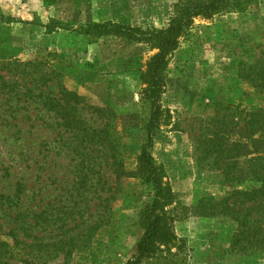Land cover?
Returning a JSON list of instances; mask_svg holds the SVG:
<instances>
[{"label": "rangeland", "instance_id": "rangeland-1", "mask_svg": "<svg viewBox=\"0 0 264 264\" xmlns=\"http://www.w3.org/2000/svg\"><path fill=\"white\" fill-rule=\"evenodd\" d=\"M197 1L0 0V264H124L136 252L153 197L136 171L149 113L140 73L156 49L83 29L160 28ZM239 60L264 62V0L192 17L168 57L150 152L184 264H264V252L231 251L232 223L197 206L231 190L215 169V108L264 105Z\"/></svg>", "mask_w": 264, "mask_h": 264}, {"label": "trees", "instance_id": "trees-1", "mask_svg": "<svg viewBox=\"0 0 264 264\" xmlns=\"http://www.w3.org/2000/svg\"><path fill=\"white\" fill-rule=\"evenodd\" d=\"M257 0H198L186 17H173L160 28L142 29L111 21L89 22L83 34L116 35L131 41L145 42L156 51L148 57L140 73L141 97L149 107L143 123V143L137 158V173L151 185L153 197L143 211L144 231L136 244V252L124 264H184L186 242L171 226L166 207L173 194L163 173L155 164L150 148L164 115L160 95L164 89L168 57L187 32L192 17L209 18L220 12L247 11ZM237 73L254 87L264 91V62L246 64L238 61ZM76 97L75 95H73ZM221 116V118H220ZM236 139L230 141V135ZM245 158L241 164L236 157ZM215 169L231 190L222 197H203L198 205L210 202L215 218L232 223L230 250L244 254L264 252V105L250 109L223 104L215 108ZM120 167L118 175L128 174ZM135 174V172H133ZM207 205V204H206Z\"/></svg>", "mask_w": 264, "mask_h": 264}]
</instances>
